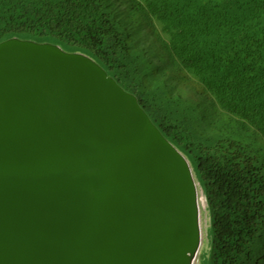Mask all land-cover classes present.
<instances>
[{
	"label": "water",
	"instance_id": "water-1",
	"mask_svg": "<svg viewBox=\"0 0 264 264\" xmlns=\"http://www.w3.org/2000/svg\"><path fill=\"white\" fill-rule=\"evenodd\" d=\"M186 155L90 55L0 42V264H194Z\"/></svg>",
	"mask_w": 264,
	"mask_h": 264
},
{
	"label": "trees",
	"instance_id": "trees-1",
	"mask_svg": "<svg viewBox=\"0 0 264 264\" xmlns=\"http://www.w3.org/2000/svg\"><path fill=\"white\" fill-rule=\"evenodd\" d=\"M18 36L92 56L189 159L205 264H264V0H0ZM204 262V260L202 261Z\"/></svg>",
	"mask_w": 264,
	"mask_h": 264
},
{
	"label": "rangeland",
	"instance_id": "rangeland-1",
	"mask_svg": "<svg viewBox=\"0 0 264 264\" xmlns=\"http://www.w3.org/2000/svg\"><path fill=\"white\" fill-rule=\"evenodd\" d=\"M18 37V36H17ZM53 39H49L51 42ZM67 51H73L71 48H64ZM245 143L248 147L257 155H262L264 148L260 142H253L249 139H244ZM264 159V158H263ZM200 188V207H201V223H202V232H203V243L200 247L198 255L194 264H205V258L207 259V251L209 250V242L211 241L212 234L210 230V216L209 211L207 209V202L205 195L203 194V190L199 184ZM206 252V253H205ZM204 260V262H202Z\"/></svg>",
	"mask_w": 264,
	"mask_h": 264
},
{
	"label": "bare ground",
	"instance_id": "bare-ground-1",
	"mask_svg": "<svg viewBox=\"0 0 264 264\" xmlns=\"http://www.w3.org/2000/svg\"><path fill=\"white\" fill-rule=\"evenodd\" d=\"M202 243H203V239H202ZM197 255H198V253H197Z\"/></svg>",
	"mask_w": 264,
	"mask_h": 264
},
{
	"label": "clouds",
	"instance_id": "clouds-1",
	"mask_svg": "<svg viewBox=\"0 0 264 264\" xmlns=\"http://www.w3.org/2000/svg\"><path fill=\"white\" fill-rule=\"evenodd\" d=\"M197 179V178H196ZM198 181V180H197ZM199 183V182H198ZM204 194V193H203ZM206 198V197H205Z\"/></svg>",
	"mask_w": 264,
	"mask_h": 264
}]
</instances>
